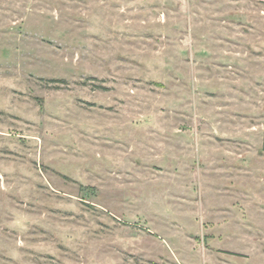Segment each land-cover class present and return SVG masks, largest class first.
Masks as SVG:
<instances>
[{
  "label": "rangeland",
  "instance_id": "1",
  "mask_svg": "<svg viewBox=\"0 0 264 264\" xmlns=\"http://www.w3.org/2000/svg\"><path fill=\"white\" fill-rule=\"evenodd\" d=\"M0 264H264V0H0Z\"/></svg>",
  "mask_w": 264,
  "mask_h": 264
},
{
  "label": "trees",
  "instance_id": "2",
  "mask_svg": "<svg viewBox=\"0 0 264 264\" xmlns=\"http://www.w3.org/2000/svg\"><path fill=\"white\" fill-rule=\"evenodd\" d=\"M53 81H61V82H64L63 80H53Z\"/></svg>",
  "mask_w": 264,
  "mask_h": 264
}]
</instances>
